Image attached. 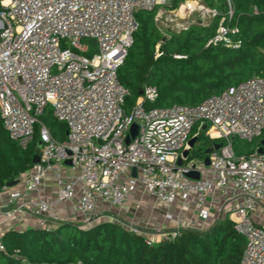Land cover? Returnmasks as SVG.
Returning a JSON list of instances; mask_svg holds the SVG:
<instances>
[{
  "label": "built area",
  "instance_id": "2783aa9c",
  "mask_svg": "<svg viewBox=\"0 0 264 264\" xmlns=\"http://www.w3.org/2000/svg\"><path fill=\"white\" fill-rule=\"evenodd\" d=\"M170 1L0 0L1 118L23 148L39 128L40 146V162L24 172L18 184L0 189V251H5L2 236L9 229H52L62 222H81L80 227L87 228L103 215V205L123 209L140 188L160 207L182 202V212L194 207L198 213L196 223L169 212L175 227L156 233L163 239L180 229L209 228L228 216L246 239L240 264H264V152L259 151L264 78L254 76L193 106L147 108L145 103L157 99L158 89L146 85L136 105L126 110L130 90L118 71L134 41L136 13ZM179 11L189 17L196 12L218 14L202 0H186ZM197 23L204 25L202 20ZM234 32L237 27L222 22L209 44L237 49L242 41L230 36ZM48 107L66 124L63 140L40 120ZM198 122L199 130L192 134ZM134 124L137 134L127 143ZM201 131L223 143L210 154V165L205 158L191 160L190 152L183 155ZM235 138L258 144L252 154L237 155ZM191 171L200 177H188ZM49 182L56 186L52 199L41 194ZM68 203L79 217L59 212ZM141 233L148 244L157 242Z\"/></svg>",
  "mask_w": 264,
  "mask_h": 264
},
{
  "label": "trees",
  "instance_id": "16d2710c",
  "mask_svg": "<svg viewBox=\"0 0 264 264\" xmlns=\"http://www.w3.org/2000/svg\"><path fill=\"white\" fill-rule=\"evenodd\" d=\"M185 1L172 0L168 8L176 9ZM202 1L218 11L211 23L191 24L164 42L157 9L136 13L134 41L118 71L120 82L130 90L127 111L136 105L146 85L158 89L157 99L145 103L147 108L193 106L254 76L264 78V0H230L232 16L228 0ZM222 22L238 28L230 36L242 41L239 48L209 44ZM46 111L42 116L48 118L42 117L43 122L54 137L63 140L64 123ZM36 135L23 148L10 137L0 114V189L33 167V158L40 153ZM197 137L199 141L205 136L200 132ZM234 140H238L237 155L252 154L258 144ZM213 141L196 149L200 157H206ZM2 241L5 251H0V264H240L246 245L228 216L206 229H180L175 236L153 244L140 231L111 220L91 228L62 222L52 229H9Z\"/></svg>",
  "mask_w": 264,
  "mask_h": 264
},
{
  "label": "rangeland",
  "instance_id": "374dc122",
  "mask_svg": "<svg viewBox=\"0 0 264 264\" xmlns=\"http://www.w3.org/2000/svg\"><path fill=\"white\" fill-rule=\"evenodd\" d=\"M171 2H172V0L166 6L159 7L157 9V15H156L157 24L160 27V29L162 30L164 36H166L167 38L169 36H171L172 34L180 33L184 27H188L191 24H197L198 20H202L204 25H206V24H210L212 19H213V16L203 15L200 12H196V13L192 14L190 17L185 16L184 11H182V12L179 11L180 6L176 9L170 10L168 8V6L171 4ZM46 112L52 113V109L51 108L47 109ZM42 117L43 116L40 117V120L43 122ZM46 118H48V116L43 117L44 120ZM63 125L65 127V130L67 131L66 124L64 123ZM199 125H200V123L198 122L194 126L192 134L196 133L199 130L198 129ZM66 131H65V133H66ZM201 133L205 136L204 131H201ZM36 134H37L36 137L39 140V128H37ZM65 138H66V134H65ZM208 140L209 139L205 136V137H203V139H200L196 143L195 148L192 150V152L190 154L191 160H195V159H199V158L204 159L203 157H200L198 155V151L196 149L199 146H203V145L207 144ZM237 141L238 140H234V139L232 140L234 149H236V145H238ZM213 142H222V140L213 141ZM156 204L159 206V204L157 202H156ZM126 206L123 209H117V208H111V207L103 208L101 210V213L103 215L100 216L96 221H93L92 224L87 228H91L99 222L111 220V221H115V222H120L121 224H123L124 226H126L128 228H133V229L137 228V230L144 232L146 234V236H148V237H151V235H153V237H155L154 234H156L158 231L163 232V231H165V229H167L164 225H162V226L161 225H155L154 226L153 224H150V223L143 224V220H141V217L144 216L145 211H141V210L137 211V208H138V206H137V207H135V214H133L130 211H128ZM174 208H175V206H173L172 208H166V209L168 210V212L175 213ZM167 218L172 219V218H169L168 215H167ZM77 225L83 226L81 222H78ZM84 227H86V226H84Z\"/></svg>",
  "mask_w": 264,
  "mask_h": 264
},
{
  "label": "crops",
  "instance_id": "0c3cea01",
  "mask_svg": "<svg viewBox=\"0 0 264 264\" xmlns=\"http://www.w3.org/2000/svg\"><path fill=\"white\" fill-rule=\"evenodd\" d=\"M41 194L46 197L47 199H52L56 195V186L49 182L46 184L44 189L42 190ZM101 205V204H99ZM128 211L135 214V207L138 206L137 211H145L144 216L141 217L143 220V224H153L155 225H164L167 229L163 232H169L175 227V221L172 219L167 218V214L169 213L168 210L164 207H160L156 204V200L154 197L147 195L142 189H137L128 199L126 204ZM182 202L177 204L174 208L176 214H179L181 220H191L193 219L194 222L199 223L200 218L198 213L194 210V207H191L190 210H185L181 212ZM111 207L107 205H103V208ZM113 208V207H111ZM59 212L65 216L66 218H72L73 216H80V212L74 209L73 204L68 203L59 207ZM79 215V216H78ZM37 219H33V223H35ZM197 226V225H196ZM1 233V231H0ZM1 235V234H0ZM157 238V241L163 239L162 234H154Z\"/></svg>",
  "mask_w": 264,
  "mask_h": 264
},
{
  "label": "water",
  "instance_id": "95a60500",
  "mask_svg": "<svg viewBox=\"0 0 264 264\" xmlns=\"http://www.w3.org/2000/svg\"><path fill=\"white\" fill-rule=\"evenodd\" d=\"M3 29H4V24H2V26H0V35H1V32L3 31ZM166 40H167V37L164 36V37L162 38V41L164 42V41H166ZM137 131H138V126H137V124H134V125L132 126V128H131V133H130V134L128 135V137L126 138V142H127V143L130 142L131 137L136 136ZM197 141H198V137H196V136L190 139V141H189V149L187 148V149H185V150L183 151V155H184V157H187V156L189 155L190 149L194 148V146L196 145ZM261 144H262V146H261V148L259 149V151H260V152H264V138L262 139ZM222 145H223L222 142H215L212 146H210V147H208V148L206 149V151H205V153H206L205 164H206V165H210V163H211V162H210V154L213 152V150H218V149H220V148L222 147ZM38 162H40V156H39V154H36V155L34 156V158H33V163H38ZM68 162H70V161H68ZM182 163H183V160H179V164H182ZM133 175L136 176V169L133 170ZM187 176L190 177V178L198 179V178L200 177V174H199V172H197V171H191V172H189V173L187 174ZM19 181H20V179L17 178V179H15V180L9 181V182L7 183V185H9V186H14V185L18 184Z\"/></svg>",
  "mask_w": 264,
  "mask_h": 264
}]
</instances>
